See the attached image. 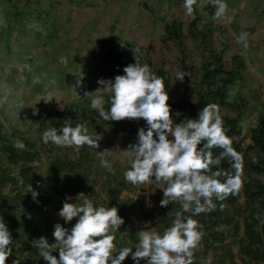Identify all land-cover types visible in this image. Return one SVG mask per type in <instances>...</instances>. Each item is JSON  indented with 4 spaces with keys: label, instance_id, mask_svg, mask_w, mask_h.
<instances>
[{
    "label": "rangeland",
    "instance_id": "1",
    "mask_svg": "<svg viewBox=\"0 0 264 264\" xmlns=\"http://www.w3.org/2000/svg\"><path fill=\"white\" fill-rule=\"evenodd\" d=\"M226 3L225 16L214 20L212 0H196L192 15L185 13L183 0H0V136H16L40 151V160L32 165V172L38 187L48 197V204L37 207L26 217L29 225L25 235L30 243L40 237L55 243L54 225L60 223L70 229L75 223L73 220L66 224L55 212L56 199L45 183L47 155L52 148L53 156L79 161V173L93 192L85 194L95 206L109 207V188H122L118 214L125 222L114 233L115 252L135 245L131 233L138 240L140 230L164 232L156 223V218L168 207L160 206L163 183L133 186L125 181L124 172L131 161L121 150L131 140L123 138L119 129L110 128L91 109V96L84 97L86 92L101 87L100 79L110 76L111 67L105 57L112 44L124 49L123 59L135 62L136 58L142 65L148 64L157 76L162 72L169 79L168 103H188L193 99L186 88L197 83L201 65L210 52H219L227 66L234 57H241L246 70L242 80L230 89L228 101L236 103L242 112V180L251 185L264 180L244 163L256 158L249 135L258 118L264 116V0H226ZM18 24L24 25V31H19ZM174 24L180 27L179 39L172 38L166 28ZM242 32L248 34L246 48L237 42ZM19 38L24 47H18ZM178 72L185 75L183 81H176ZM77 80L81 84L74 89ZM96 95L109 100L102 90ZM70 110L75 111V116L69 115ZM222 115L234 114L224 109ZM185 118L178 117L175 122ZM51 120L63 123L67 120L73 126L86 124L89 134L101 136L99 148L45 144L42 134L51 127ZM123 122L135 133L141 127L147 129L143 119ZM105 149L111 150L106 159L111 162L114 174L102 167L97 158L96 151ZM0 168L11 170L1 155ZM9 192L8 187L2 189L4 195ZM242 203L230 213L240 211ZM144 213L151 217L147 219ZM220 230L225 232L224 228ZM120 231L128 234L121 239ZM226 243L234 252L232 243L229 240ZM55 251L53 255L58 258V250ZM194 253V262L215 264L218 260L216 253L207 252L201 243ZM15 261L48 264L44 259L42 263L34 261L28 253L11 255L6 264ZM122 264L135 261L130 255ZM140 264L147 262L141 260Z\"/></svg>",
    "mask_w": 264,
    "mask_h": 264
},
{
    "label": "clouds",
    "instance_id": "2",
    "mask_svg": "<svg viewBox=\"0 0 264 264\" xmlns=\"http://www.w3.org/2000/svg\"><path fill=\"white\" fill-rule=\"evenodd\" d=\"M195 3L196 0H183L182 7L187 15L193 14ZM212 6L215 8L214 20L224 17L228 10L226 0H212ZM247 35L242 32L237 38L245 48L248 46ZM123 72L124 75H116L114 81L100 79L101 87L95 92H86L84 97L91 96V109L96 110L104 121L143 119L146 122L147 129L141 127L138 130L137 142L121 150L131 161L124 179L133 186L165 182L167 186L162 189L160 206L178 202L182 211L175 213V219L163 234L148 230L145 225L147 230L137 233L138 243L115 252L114 233L125 222L119 216L118 208L95 206L89 195L80 192L75 198L76 203L68 202L71 197L66 198L58 213L66 224L78 217L77 222L70 229L56 223L52 234L55 243H49L46 237L33 243L39 256L48 264H122L130 255L135 264H140L141 260H146L147 264H193L194 252L203 237L199 230L202 225L193 216L214 210L213 198L223 201L229 195L237 194L242 187L243 158L232 147L223 128L218 105L203 107L198 119L185 118L176 123L164 81L148 64L142 65L135 58ZM184 77L178 72L176 81H183ZM80 84L77 80L73 88ZM101 90L108 95V101L103 95H96ZM42 139L45 144L52 143L61 148L88 146L97 149L101 136L95 132L89 134L84 123H75V126L65 123L59 130L55 127L46 129ZM201 144L203 147H199ZM14 147L23 150L26 146L17 139ZM214 148L221 149L219 155L214 156ZM110 151H96V155L101 166L114 174L111 162L106 159ZM224 159L230 161L234 174L223 169L212 170L213 167L219 169ZM27 192L37 195L30 184ZM184 213L191 215L185 217ZM127 234V231L121 232V239ZM11 245V233L0 219V264H6L11 256ZM54 249L58 250V258L53 255Z\"/></svg>",
    "mask_w": 264,
    "mask_h": 264
},
{
    "label": "trees",
    "instance_id": "3",
    "mask_svg": "<svg viewBox=\"0 0 264 264\" xmlns=\"http://www.w3.org/2000/svg\"><path fill=\"white\" fill-rule=\"evenodd\" d=\"M166 28L170 31L172 38L179 39L180 27L178 25L174 24L173 27L167 26ZM18 29L21 32L24 31V25L18 24ZM21 32L20 35H22ZM18 41L20 46L17 45ZM18 41L16 45L24 47L25 43L20 38ZM124 45V47H129L128 44ZM123 50L119 44H112L110 51L107 52L105 61L111 67V74L106 80L114 81L116 75H124V67L134 63L133 60L122 58ZM245 70V62L241 57H234L232 64L227 66L219 52H210L201 65L197 83L186 88L193 99L188 103H169L174 120L183 116L198 119V114L203 107L208 104L218 105L223 128L232 141V147L241 154L242 158L244 151L241 137L242 112L236 103L228 101V95L230 89L242 80V73ZM159 77L163 79L165 90L169 93V79L162 72L159 73ZM108 106L106 103L105 108L107 109ZM224 109L231 110L234 115L223 116L222 110ZM69 115L75 116V111L70 110ZM67 120H64V123L60 120H51L50 126L59 130ZM106 123L110 128L119 129L122 137L130 139L131 144L137 142V133L129 130L126 122L106 121ZM17 139L26 146L23 150L14 147V141ZM249 139L250 148L255 151L256 158L249 163L244 162L245 166L252 173L264 179V116H260L254 128L250 130ZM199 147H203V144ZM53 150L54 148L49 150L47 155L44 179L56 199L54 210L58 214L66 198L75 199L80 192L92 194L93 192L91 186L79 173V161L53 156L51 154ZM220 151L221 149L214 148V156L219 155ZM0 155L4 157L8 168L11 169L0 168V219L7 225L12 236L11 255L28 253L34 261L42 263L43 259L39 256L38 249L29 242L25 235V230L29 225L26 217L31 216L37 207L48 204V197L38 187L32 172V165L40 160V151L36 150L34 145L16 136H0ZM220 169L234 174V169L228 159L221 161L219 169L213 167L212 170ZM160 183H163L164 187L167 186L163 181ZM29 184L37 193L36 196H33L32 192L26 193ZM4 187L9 188V194H2ZM121 192L122 188L118 186L109 188V207L118 208ZM74 199L68 202L75 203ZM240 201H243L240 211L231 214L230 211L235 210ZM213 203L215 204L214 210L193 216V219L202 225L199 230L203 233L201 244L204 245L205 250L216 253L218 260L215 264H234L236 261L243 264H264V180L254 185L242 180V187L237 194L229 195L223 201L213 198ZM177 211H182L180 204L171 202L165 213L156 218V223L162 231L171 226ZM143 215L147 219L151 217V214L144 213ZM183 215L187 217L191 213ZM73 220L76 223L78 217ZM222 228L225 232L220 230ZM129 235L135 244L138 243L134 234ZM228 240L235 248L234 252L231 247L227 246L226 241ZM193 264H203V261L194 262L193 260Z\"/></svg>",
    "mask_w": 264,
    "mask_h": 264
}]
</instances>
